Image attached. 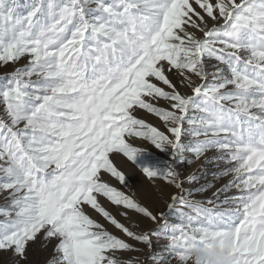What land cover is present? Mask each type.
Listing matches in <instances>:
<instances>
[{
  "label": "snow or ice",
  "instance_id": "6c2138e0",
  "mask_svg": "<svg viewBox=\"0 0 264 264\" xmlns=\"http://www.w3.org/2000/svg\"><path fill=\"white\" fill-rule=\"evenodd\" d=\"M6 68L0 257L31 264L40 245L44 264H204L192 248L219 244L264 264V0H0ZM117 157L161 199L176 190L163 211L122 190ZM201 160L229 178L214 200L192 199L209 173L178 171Z\"/></svg>",
  "mask_w": 264,
  "mask_h": 264
},
{
  "label": "rangeland",
  "instance_id": "374dc122",
  "mask_svg": "<svg viewBox=\"0 0 264 264\" xmlns=\"http://www.w3.org/2000/svg\"><path fill=\"white\" fill-rule=\"evenodd\" d=\"M21 4L26 3V0H19ZM24 61H21L19 65L22 66ZM10 68H6L3 71H0V78L6 75V73L10 72ZM150 120H152L153 123L160 125V122L158 120H154L151 117H149ZM139 143V142H137ZM142 147H149L147 144L141 145ZM154 159L156 160H165V156L163 154L156 153L154 154ZM191 160L192 158L189 157ZM117 164L122 168V170L125 171L126 175L129 177L128 186L122 190L126 191L128 194L135 196L138 200L142 201L146 206H148L151 210L154 212H160L164 210L165 202L168 199V195L171 193H174L176 190L171 187H165L164 188V197L161 199L158 196V191L156 188L153 187V185L136 169L135 166H133L130 162H126L122 160L121 158L117 157L116 159ZM199 169H204L205 173H209L207 175V179L202 180L201 183H210L213 185V187L209 188L207 191L202 193H195L192 199L198 200V201H208V200H214L215 196L214 194L217 192L218 189H220L229 179L228 177L213 179L212 175L210 173L217 172L218 169L216 168L215 164L211 161L205 162L203 160L197 162L193 161L192 163H189L187 165L181 164L178 171H180L183 176H188L192 173L197 172ZM105 179H108V177H105ZM112 184L120 187L119 184L113 179ZM163 187V186H162ZM186 188L189 187H198V185H190L185 184ZM232 192L227 193V195H232ZM224 196H220L219 200H216V203H219L220 200H223ZM6 204V201L0 197V205ZM111 207V206H109ZM204 207H210L208 204H204ZM112 211L115 214L117 212V209L112 207ZM124 223H128L127 221H122ZM156 225L152 224L151 222L144 220L142 222L133 221L132 228L133 230L139 231L141 229H147V228H155ZM117 235H120L118 230H115ZM130 243H134L131 242ZM137 248L140 249L137 253H133L137 259L144 260L147 259V254L149 252V249L146 246L143 245H137ZM30 262L31 264H44L45 260L47 259V253L41 249L40 245H35L33 249L30 251ZM0 264H10L9 257L7 255L0 257Z\"/></svg>",
  "mask_w": 264,
  "mask_h": 264
},
{
  "label": "clouds",
  "instance_id": "9594fccd",
  "mask_svg": "<svg viewBox=\"0 0 264 264\" xmlns=\"http://www.w3.org/2000/svg\"><path fill=\"white\" fill-rule=\"evenodd\" d=\"M192 254L194 257H199L204 264H235V257L222 249L219 244L212 247L194 246Z\"/></svg>",
  "mask_w": 264,
  "mask_h": 264
}]
</instances>
